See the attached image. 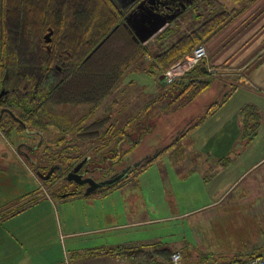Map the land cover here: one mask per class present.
Masks as SVG:
<instances>
[{"label":"rangeland","instance_id":"374dc122","mask_svg":"<svg viewBox=\"0 0 264 264\" xmlns=\"http://www.w3.org/2000/svg\"><path fill=\"white\" fill-rule=\"evenodd\" d=\"M232 6L239 8L241 4H234L232 0H200L194 8L187 10L170 24L175 27L171 35L161 40L154 36L152 40L144 43L134 56H130L125 70L120 72L103 105L91 114L85 124L93 122L106 113H111L113 121L116 120L119 127H123L131 118L135 119L133 122L135 127L138 113L152 95L159 91L161 84L166 83L163 75L153 76L146 72V67L151 66L150 57L161 52L162 48H168L179 36L193 29L198 22ZM187 58L183 60L186 61ZM183 69H186V66L178 67L176 71ZM212 89L209 87L186 108L175 113L160 114L156 117L152 114L145 115L141 121L152 126L151 128L156 124L155 129L153 128L154 132L143 136L142 143L125 156L124 164L122 163V166L120 164L118 169L155 155L163 146L177 140L184 129L199 114H203L209 104L219 98L216 97L219 96V90L212 93ZM257 102H260V99ZM258 108L263 112L261 102ZM202 124L189 136L187 135L188 137L179 140L153 161L144 172L138 174L128 185L131 188L123 190L128 192L134 189L135 185L142 187V191L135 190L132 196L127 194L129 195L127 203H131V209H123L124 218L120 222L128 225H121L96 235L84 234L80 237V243L89 246L95 244L93 241L97 239L105 250L117 245L126 247L146 245V249L151 251L160 248L179 249L185 257L195 255L211 263L244 258L249 252L247 249L254 245V242L246 241L248 233L251 232L250 228L257 225L261 231L264 229V159L262 160L264 138L259 140L256 137L243 142L239 135L222 137L223 141L236 139L235 145L230 149L212 152L210 150L215 147L211 146L212 141L210 143L206 137L210 133L206 129L210 126L205 125L204 122ZM131 134L133 138H137L141 133L132 129ZM5 138H9L14 146L22 141L33 145L39 140V136H29L16 131H12L11 135ZM67 139H70V135ZM100 143L81 142L80 150L73 151L72 156L82 153V157L87 158L86 155L91 153V149H97ZM35 146L25 147L27 157L33 161L38 154L40 162L39 160L36 162L38 166L40 165V170L44 173L45 167L52 165L46 173L53 169L51 170L53 174L56 169L58 170L59 166H54L57 162H52L51 153L44 151V144L41 147L40 142H37ZM193 146L204 150L197 152L198 150L195 151ZM225 146L227 145L224 144L223 147ZM53 147L59 150L57 146L53 145ZM23 158L27 160L26 157ZM255 162L259 163L245 172ZM96 165L97 162L92 164V166ZM64 176L66 177L67 174L64 173ZM60 180L55 182V186ZM69 183L71 190L81 185L72 181ZM53 185L42 180L41 189L49 192ZM122 203L126 205L125 199ZM254 223H262V225L254 226ZM90 250L87 249L86 252ZM239 250L243 251L241 253L243 256L234 257ZM157 257L159 258L156 256L154 259H130L126 264H161ZM98 258L81 261V257L75 256L71 258V262L72 264H124L122 261L107 263L102 256V260Z\"/></svg>","mask_w":264,"mask_h":264},{"label":"trees","instance_id":"16d2710c","mask_svg":"<svg viewBox=\"0 0 264 264\" xmlns=\"http://www.w3.org/2000/svg\"><path fill=\"white\" fill-rule=\"evenodd\" d=\"M18 1L24 2L26 35L39 39L46 27L51 26L55 30L54 57L59 59L62 50L70 52L64 54L66 63L62 71L42 79L43 86L47 81L50 82L46 93L43 91L39 93V97H42L39 106H31L32 110L22 112L25 120L43 133L40 146L44 144V151L51 153L52 162H57L54 166H59L46 180L47 183L54 184L50 190L57 197L84 194V185L71 190L70 181L64 176V173L68 174L75 165L85 159L82 153L72 156L73 151L80 150L81 142H101L99 147L96 146L97 149H91V153L86 155L88 160L81 168V172L94 175L99 180L107 179L115 173L122 172L127 166L122 169L118 167L120 164L122 166L125 156L142 143L143 136L154 132L156 124L153 125V129L141 121L145 115L152 114L156 117L160 114L175 113L193 102L219 79L209 73L206 65H197L172 82L162 83L159 91L152 95L138 113L135 127L134 118L128 120L123 127H119L116 120L113 121L111 113L85 124L91 114L103 105L120 72L125 70L130 56H134L144 43L138 42L130 28L125 25L115 0H8L9 7L17 6ZM233 1L242 3L245 0ZM240 13L241 7L216 12L192 31L179 36L168 48L152 55L151 66L146 67V72L153 76L163 75L165 71L192 54L197 45L209 42ZM174 30L175 27L164 28L157 36L161 40L171 35ZM242 82L244 80L239 78L235 83H226V91L209 104L205 112L199 114L177 140L163 146L156 152V156L144 158L140 165L132 166L127 175L117 183L103 186L92 194L108 193L133 182L135 177L144 172L153 161L214 114ZM239 114L243 127L241 140L250 141L256 138L262 117L257 106L245 104ZM22 127L20 125L18 129ZM132 129L138 130L141 134L133 138ZM10 130L11 128L8 130L3 128L6 136L10 135ZM69 135L70 139H67ZM38 160L40 162V157L36 154L33 161ZM96 162L98 165L92 166ZM66 164L68 166H65ZM103 164L105 166L102 167ZM51 167L52 165L45 167L44 173L47 174L46 171ZM59 180L55 186V182ZM72 182L76 184L75 181ZM154 251L157 253H153ZM154 251L147 250L146 245L117 246L105 251V254L132 260L154 259L159 256L165 264L170 263L172 249L160 248ZM98 254L103 252L91 253L95 256Z\"/></svg>","mask_w":264,"mask_h":264},{"label":"crops","instance_id":"0c3cea01","mask_svg":"<svg viewBox=\"0 0 264 264\" xmlns=\"http://www.w3.org/2000/svg\"><path fill=\"white\" fill-rule=\"evenodd\" d=\"M232 2L238 3L233 0ZM240 4L241 13L206 43L207 57L201 62L207 66L210 74L219 78L210 86L211 89L215 87L212 93L219 90V96L226 91V83H235L239 78L244 80L222 106L209 116L206 122L204 121L205 125L210 126L206 129L210 131L206 137L210 143L212 141L211 146L215 147L210 150L212 152L230 149L235 145L236 139L223 141L222 137L241 136L243 127L239 113L248 103L257 108L260 102L262 104L263 112L258 108L262 117L256 137L259 140L264 138V0H252ZM232 8L235 7L232 6L230 9ZM200 23L198 22L193 29ZM193 29H189L188 32ZM161 31L154 35L155 38H158L157 35ZM164 49L162 48L161 51ZM258 99L260 102H257ZM5 136L4 132L0 131V264H61L65 259L71 262V258L75 256L81 257V261L91 258L97 260L102 256L107 263L121 261L124 264L129 263L130 259L105 254L109 249L105 250L97 239L93 241L95 244L88 246L80 243V237L84 234L96 235L121 225H128L120 222L124 218L123 209H131V203H127L129 196L127 194L132 196V192L138 189L142 191V187L135 185L134 189L123 191L131 188L128 186L129 183L112 190L113 193L57 197L50 193L49 189V192L41 189L42 180H47L44 178L46 174L40 170L37 162L31 161L24 154L27 150L25 146L29 147V142L22 141L14 146L9 140L10 137L5 138ZM224 144L227 146L223 147ZM193 149L198 150L197 152L204 150L195 146ZM23 156L28 161H25ZM258 163L249 166L245 172ZM124 199L126 205L122 203ZM255 224L262 225V223H254V226ZM250 229L246 241L254 242V245L247 249L249 252L244 258H235L229 262L264 253V229L261 228V231L257 225ZM87 249L91 250L86 252ZM100 251L103 254L91 255ZM242 252L237 251L234 257L243 256ZM181 253L188 264L211 263L195 255H188L186 258L183 252ZM157 259L161 264H165L160 257Z\"/></svg>","mask_w":264,"mask_h":264},{"label":"flooded vegetation","instance_id":"af4514ba","mask_svg":"<svg viewBox=\"0 0 264 264\" xmlns=\"http://www.w3.org/2000/svg\"><path fill=\"white\" fill-rule=\"evenodd\" d=\"M198 1L200 0H154V5L158 12L172 13L173 9H177L182 2L188 5L187 10H189L194 8ZM8 3V0H0V131L3 132V128L6 130L11 128L10 135L12 131H16L29 136H39L36 143H41L40 136L43 133L33 128L32 124L25 120L23 113L39 106L42 99L39 93L41 91L46 93L50 82V80L46 82L47 84L44 82L46 85L43 86L42 79L62 71L66 63L64 54H70V52L62 50L59 53V59L54 57L55 30L51 40H46V33L51 26L46 27L39 39L26 35L24 2L18 1L17 6L12 8ZM115 3L125 23L126 15L130 11L137 10L139 1L129 4L128 0H115ZM143 8L149 7L145 4ZM20 125L23 127L19 130ZM36 143L28 144H30L29 147H36ZM25 147L29 148L27 145ZM26 152L24 151L25 155ZM84 160L87 159L81 162ZM79 172L84 178L90 177L95 181H102L94 175L81 172V169ZM81 185H84L85 190L89 187L88 183Z\"/></svg>","mask_w":264,"mask_h":264},{"label":"water","instance_id":"95a60500","mask_svg":"<svg viewBox=\"0 0 264 264\" xmlns=\"http://www.w3.org/2000/svg\"><path fill=\"white\" fill-rule=\"evenodd\" d=\"M130 3H136L139 1L137 10L130 11L125 17L126 25L131 29L136 40L140 43H146L159 31H161L167 24L176 20L184 11L188 9V5L182 2L177 9H173L172 13H162L156 10L154 5V0H128ZM147 5L149 8H143L144 5ZM143 8V9H142ZM54 29L49 28L46 33V40H51V35L53 34ZM152 156H156L152 155ZM88 159V158H86ZM86 160L77 164L66 176V179L69 181H75L78 184H89V187L86 188L84 194L89 195L94 193L97 189L106 186L113 185L119 180L123 179L129 172L132 166H138L142 163V160L136 164L129 165L125 167L122 172L115 173L111 177L104 179L102 181H95L93 178H84L79 172L81 167L84 166ZM53 171V169H51ZM44 175V178H48L51 175V171ZM55 170V168H54Z\"/></svg>","mask_w":264,"mask_h":264},{"label":"built area","instance_id":"2783aa9c","mask_svg":"<svg viewBox=\"0 0 264 264\" xmlns=\"http://www.w3.org/2000/svg\"><path fill=\"white\" fill-rule=\"evenodd\" d=\"M186 61L182 60L174 65L172 68L168 69L163 73V78L166 83L172 82L176 77H179L187 70L200 65L201 62L207 57V47L206 44L197 45L192 54L187 56ZM184 61V62H183ZM186 66V69L181 71H176L178 67ZM61 264H71L70 260L65 259ZM169 264H188L184 261L183 255L180 251H173L170 257ZM203 264H264V253L255 254L241 261H232L229 263H203Z\"/></svg>","mask_w":264,"mask_h":264}]
</instances>
